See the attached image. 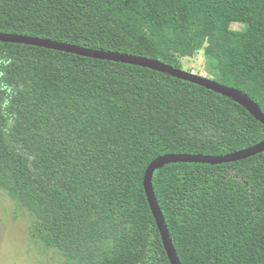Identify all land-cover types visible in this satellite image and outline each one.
<instances>
[{"label":"trees","instance_id":"1","mask_svg":"<svg viewBox=\"0 0 264 264\" xmlns=\"http://www.w3.org/2000/svg\"><path fill=\"white\" fill-rule=\"evenodd\" d=\"M0 33L178 69L203 51L212 79L264 112V0H0ZM195 108L234 114L232 130L192 123ZM262 142L264 124L199 84L0 41V187L69 264H171L145 190L151 163ZM152 182L182 264H264V152L168 164Z\"/></svg>","mask_w":264,"mask_h":264},{"label":"water","instance_id":"2","mask_svg":"<svg viewBox=\"0 0 264 264\" xmlns=\"http://www.w3.org/2000/svg\"><path fill=\"white\" fill-rule=\"evenodd\" d=\"M0 41L4 43L13 44H25L28 46L42 47L46 49H53L60 52H65L77 56H82L86 58H92L96 60H106L112 62H121L124 64L140 66L143 68H148L163 74H168L172 77L189 81L195 84H199L216 93H220L226 96L238 104L242 105L254 118L264 124V112L259 107V105L253 101L250 97L245 95L243 92L225 86L212 78H207L201 75H197L191 72H187L183 69L174 68L165 63L138 57L129 54H122L117 52H106L101 50H95L90 48H85L78 45L68 44L64 42H57L49 39L37 38L32 36H24L19 34H7L0 33ZM264 152V142L257 144L253 147L244 149L242 151L228 154L225 156H205L201 154H168L157 158L149 166L145 175V190L150 207L155 216L158 228L160 230L162 240L166 247L168 257L171 264H182L178 257V253L175 249L171 235L169 233L168 227L159 203L155 197L153 188V174L156 170L162 169L168 164L172 163H191L197 162L202 164H226L238 162L241 160L248 159L252 156H256Z\"/></svg>","mask_w":264,"mask_h":264},{"label":"rangeland","instance_id":"3","mask_svg":"<svg viewBox=\"0 0 264 264\" xmlns=\"http://www.w3.org/2000/svg\"><path fill=\"white\" fill-rule=\"evenodd\" d=\"M232 28L240 30L243 25L234 24ZM180 61L183 70L212 78L203 51ZM119 93L125 95L124 90ZM185 113L194 124H211L227 133L232 130L236 118L234 114L222 110L206 112L195 108ZM33 223L31 214L0 187V264H69L58 250L45 247L32 235Z\"/></svg>","mask_w":264,"mask_h":264}]
</instances>
